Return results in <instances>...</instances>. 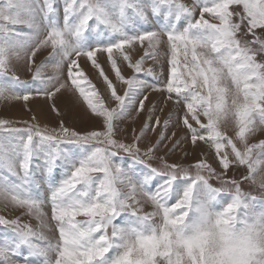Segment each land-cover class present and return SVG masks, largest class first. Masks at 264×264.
<instances>
[{"label": "snow or ice", "instance_id": "1", "mask_svg": "<svg viewBox=\"0 0 264 264\" xmlns=\"http://www.w3.org/2000/svg\"><path fill=\"white\" fill-rule=\"evenodd\" d=\"M145 42L133 62L135 46ZM162 45L169 67L158 84L144 65L159 62ZM46 47L51 56L32 82L21 80L14 61L31 70ZM98 54L127 86L123 94ZM81 58L98 71L114 107ZM77 91L94 121L86 131L0 120V203L24 210L41 229L0 215V264H264V140L249 144L264 129V0H62V7L58 0H0V100ZM150 92L163 94V105L175 109L173 126L188 133L169 151L185 140L203 144L219 172L206 158L185 167L159 155L176 132L168 135L170 121L161 124L155 105L131 142L120 136L122 123L145 113ZM230 121L236 140L222 131ZM157 128L158 140L144 144ZM234 166L247 170L240 180L227 176ZM244 181L260 194L242 191ZM53 228L58 238L44 234Z\"/></svg>", "mask_w": 264, "mask_h": 264}, {"label": "rangeland", "instance_id": "2", "mask_svg": "<svg viewBox=\"0 0 264 264\" xmlns=\"http://www.w3.org/2000/svg\"><path fill=\"white\" fill-rule=\"evenodd\" d=\"M58 2L61 4V7H62V0H58ZM182 2L191 6L193 3V0H182ZM206 18H208L207 14H206ZM24 31H28L27 28H24ZM165 40H166V37H165ZM146 47H147V42H145L144 48H140L138 45L135 46V52H134L133 57H132L133 62H135L137 59H139L140 57L143 56V54L146 50ZM160 51H161V56H160L159 62L149 59L146 61L145 65H144L145 69L153 68V70L157 72V80L152 81L151 78H149V79L151 82L158 83V84L163 83L164 77H166L168 74V67H169L167 64L168 56L165 55L166 45H162ZM140 52H142V53H140ZM51 53H52V49L50 47L43 48L41 50V52L38 53V55L36 57V63L31 67V70H28L24 61H20V62L14 61V64H15L14 70L16 73L22 74L25 78V81L32 82V77H33V74H34L36 68L40 65L41 62H44L47 59H49ZM137 53H138V55H137ZM98 57H99V60L102 63V65L107 64V65H103L107 74L113 80V82L117 85V89H118L119 93L123 94L124 91H126L127 86L116 80L115 74L112 72V70L110 68V64L107 62L106 54H98ZM81 61L84 63V61H85L84 58H81ZM85 62H86V64L84 63L85 65H87V66L90 65L89 62H87V61H85ZM118 63H120V65H122L121 69H122L123 75L125 77L130 78L133 73H132V70L126 66V62H121V60L118 58ZM90 69L91 70L87 73V75L90 78L91 82L96 85L101 96L105 99V102L109 106L114 107L115 102L109 101L108 97H109L110 93L106 89V86L104 85V83L102 82V78L99 77L98 71L92 67H90ZM52 73H53V69L51 67H49V68H46L44 70L43 75L45 77H47V76L52 75ZM161 73H163V75H161ZM91 75H92V77H91ZM70 94L72 96H74V98L71 100V102H73L72 106L71 105L69 106L66 102H64V103L61 102L62 103V110H60V111H63L66 114L71 113L70 115H73V112H75L77 118L75 119V122H74L75 124L74 125L71 124L72 129L74 128L75 130L83 132V131H86L88 129L93 128L94 121L92 120V118L89 115L90 110L87 109L86 104L83 101V98L79 96L78 91L74 92V93H65L63 96L66 95V97L69 98ZM33 103H36V104H34V105H36L35 108L38 107V109L41 112V115L43 116L44 120L47 122L45 126L41 125V127H40V124L34 120L33 117H35V115L33 114V110H35V109L32 107ZM54 104H56V103L51 102L50 99H47L43 96H33V98H31L27 102H24L23 100H15V101H7V102L2 101V103H0V120H8L10 122V126H12V127L26 128V127L38 125V127H40L41 129H48V130H52L54 128L58 129V127L60 126L59 121H60L62 114L59 111H57V109L55 111V108H57V107L56 106L54 107ZM145 104H146L145 112H147V110L150 107H152L153 105L156 106L157 111L155 114L159 117H160V115H163L162 118L160 117L162 125L166 119H168L169 121L171 119L172 122L169 123V131H168V135L170 137H171V133L176 132V130H177L176 135L179 134V136H177L176 140L174 139V137H171V139H169L168 141L165 142L166 147L161 148L160 153H159L160 156H164L168 160L169 163L175 162V163L182 164L185 167H189V166L193 165L197 160L206 158L213 165V167H215L217 169L218 172L220 171L219 165L217 164L216 159L212 155V151L207 146H205L203 144H201L199 147H193L192 144L190 143V141L185 140V142L180 147L175 148L174 151H172V152L169 151L170 149L174 148V145L179 140L184 139L185 136L188 135V133H187L186 129H184L182 126H179V125H177L175 127L173 126L175 124V118H174V116H172V113L175 111V109H173L171 104H168L167 106L163 105V94L162 93L150 92L149 93V101H146ZM30 106H31V109L29 108ZM161 107L164 108L163 111H159V108H161ZM15 109L17 112H22L23 114H25L24 116L28 115V118H26V119L25 118L24 119L23 118H9L8 114L10 112L14 113ZM181 111H182V109H181ZM165 112L168 114L166 115ZM146 119H142L141 117L135 116V114H133L132 119H128L120 125V128H121L120 136L123 137L127 142H131L133 140V128H135L136 132L138 133L139 130L144 126ZM63 124L66 125L69 123H63ZM77 127H78V129H77ZM160 131H161V129L157 128L156 132H149L147 134L145 141H144V144H151V143L156 142L158 140ZM222 131L228 137L232 138L233 140H236L235 138H236L237 128H236L234 121H230L228 125L222 127ZM261 140H264V129H261L260 131H258L254 136H250L249 144L259 143ZM172 142H175V143H172ZM236 142H237L238 147H241V149H242L243 146L240 145L238 141H236ZM225 151L230 152V148L226 147ZM258 152H259V150H256V152H254V155H256ZM165 154H167V155H165ZM152 164H153V166H157L159 164V161H152ZM190 171L194 174L195 168L194 167L190 168ZM246 171H247L246 168L234 166L232 169H230L228 171L227 176L229 178H235L236 180H240L242 174H245ZM62 174H63L62 170H58V172H57L58 178ZM260 175H264V171H262L260 173ZM38 179H39V177H38ZM210 183L214 187H220L221 186L220 182L218 180H216L215 178L211 179ZM228 187H231V185H228ZM241 187H242V191H244L245 193H250L252 195H259L260 194V190H259L258 186L252 185L248 181H244L242 183ZM2 207L6 208L3 203H0V208H2ZM7 209L12 211V213L21 214L24 212V210L13 208L11 205H8ZM45 210L48 212L47 223L50 227H52L55 224V222L51 220L50 208H46ZM151 210L152 209H151L150 205L146 206V211H151ZM32 218L35 221H38L33 216H32ZM83 218L87 219L85 217H78L77 219L78 220H84ZM157 222H159V218H157ZM117 223H120V221L118 220ZM53 233H55L54 237H53ZM4 234H5V230L3 229V226H0V239L3 238ZM51 234H52L51 237L58 238V232H56L54 228H53V231Z\"/></svg>", "mask_w": 264, "mask_h": 264}, {"label": "bare ground", "instance_id": "3", "mask_svg": "<svg viewBox=\"0 0 264 264\" xmlns=\"http://www.w3.org/2000/svg\"><path fill=\"white\" fill-rule=\"evenodd\" d=\"M209 18V17H208ZM207 19V18H206ZM51 48V47H50ZM138 52V51H137ZM140 53H142V52H140ZM50 54V53H49ZM137 55H138V53H137ZM51 56V55H50ZM135 60V59H134ZM82 62V61H81ZM84 63L86 64V62L84 61ZM83 62H82V64H83V67L85 68V70H86V73H88L91 69H90V67H91V65H89V66H87V65H85ZM41 64V63H40ZM103 65H107V64H103ZM120 66H122V65H120ZM89 69V70H88ZM16 73V72H15ZM125 73V72H124ZM130 74V73H129ZM16 75H18L23 81H25V78H24V76L22 75V74H18V73H16ZM27 82V81H26ZM74 98V96H72L71 94H70V96H69V98H67L66 97V95L65 96H58V98H54V99H52L51 100V102H54V103H56V104H54V107L56 106L57 108H55V111H56V109L62 114V116H61V118H60V121H59V124H61L62 122L63 123H69V124H66V125H64V126H66V127H71V124H75L74 122H75V119L77 118L76 117V114H75V112H73V115H70V114H66V113H64L63 111H60V110H62V103L61 102H66L69 106L71 105L72 106V103L73 102H71V100ZM38 100V99H37ZM2 101L3 100H0V103H2ZM39 101V100H38ZM40 102V101H39ZM69 102V103H68ZM34 104H36V103H33L32 104V107L35 109V110H33V114L35 115V117H33L34 118V120L36 121V122H38L39 124H40V127H41V125L42 126H45L46 125V121L44 120V118H43V116L41 115V112H40V110L38 109V107L37 108H35V106L36 105H34ZM30 109H31V106L29 107ZM28 108V109H29ZM166 113V112H165ZM57 114V113H56ZM168 113H166V115H167ZM25 114H19L18 112H16V111H14V113H12V112H10L9 114H8V117L9 118H28V115L27 116H24ZM63 117V118H62ZM138 117H141L142 119H146L147 118V116H146V112L145 113H141ZM160 117L162 118L163 117V115H160ZM167 117V116H166ZM170 122H172L171 121V119H170ZM38 126V125H37ZM69 127V128H70ZM59 128V127H58ZM72 128V127H71ZM74 129V128H73ZM77 129H78V127H77ZM180 132V131H179ZM178 132V133H179ZM176 134H177V130H176ZM177 136H179V134L178 135H176L175 137H174V139L176 140V138H177ZM236 139V138H235ZM172 143H175V142H172ZM171 147V146H170ZM199 156V155H198ZM0 214L1 215H3V216H5V217H7V218H9V219H15V218H20V220H21V223L22 224H29L30 226H32L33 227V229L34 230H37V231H41V229H40V226H39V222L38 221H35L33 218H32V216H30V215H26L24 212L23 213H21V214H18V213H12V211H10V210H8L7 208H4V207H2V208H0ZM84 219V218H83ZM85 220V219H84ZM43 231H44V234L45 235H48L49 237H51L52 236V231L50 232V231H48L47 229H43Z\"/></svg>", "mask_w": 264, "mask_h": 264}, {"label": "crops", "instance_id": "4", "mask_svg": "<svg viewBox=\"0 0 264 264\" xmlns=\"http://www.w3.org/2000/svg\"><path fill=\"white\" fill-rule=\"evenodd\" d=\"M91 77H92V75H91ZM14 111H16V109L14 110ZM17 112V111H16ZM19 114H23L22 112H18Z\"/></svg>", "mask_w": 264, "mask_h": 264}]
</instances>
